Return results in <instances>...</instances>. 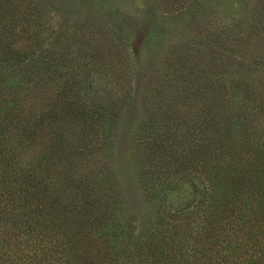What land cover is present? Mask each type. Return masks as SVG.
Returning a JSON list of instances; mask_svg holds the SVG:
<instances>
[{"label":"trees","instance_id":"1","mask_svg":"<svg viewBox=\"0 0 264 264\" xmlns=\"http://www.w3.org/2000/svg\"><path fill=\"white\" fill-rule=\"evenodd\" d=\"M93 2L0 0V264H264V0L137 80ZM133 82L147 209L125 223L104 149Z\"/></svg>","mask_w":264,"mask_h":264},{"label":"rangeland","instance_id":"2","mask_svg":"<svg viewBox=\"0 0 264 264\" xmlns=\"http://www.w3.org/2000/svg\"><path fill=\"white\" fill-rule=\"evenodd\" d=\"M94 1L92 5L100 15L112 26L119 28L116 46L120 48L123 58L129 62L134 80L145 74L148 69L158 66V61H163L169 42L187 40L194 43L192 39L196 38V31H202L204 28H210L225 36L229 29L238 31L240 26L247 24L248 21L245 19L253 12L252 4L255 2V0H199L201 14L187 18L190 21L196 17V21L185 27L184 21L168 16L165 13L167 6L156 0ZM124 20L125 24L120 25V21ZM152 26L156 28L155 33ZM138 91V85L133 82L129 94L125 100L123 98L124 106L118 121L109 129L111 143L104 149V155L119 183L123 200L120 211L125 223L142 217L147 209L137 180L132 151V134L141 116L136 102ZM177 188L183 195H194V188L190 183L183 182ZM132 224L135 225L136 221Z\"/></svg>","mask_w":264,"mask_h":264}]
</instances>
